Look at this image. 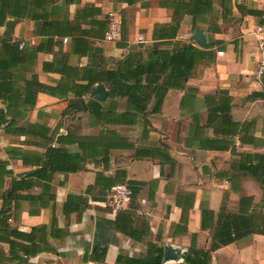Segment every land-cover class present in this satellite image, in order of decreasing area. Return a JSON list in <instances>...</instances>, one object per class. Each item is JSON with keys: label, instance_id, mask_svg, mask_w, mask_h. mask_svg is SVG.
Returning <instances> with one entry per match:
<instances>
[{"label": "crops", "instance_id": "1", "mask_svg": "<svg viewBox=\"0 0 264 264\" xmlns=\"http://www.w3.org/2000/svg\"><path fill=\"white\" fill-rule=\"evenodd\" d=\"M192 3L0 0V159L8 170L0 207L10 191L0 264H115L119 253L143 255L150 242L186 252L161 264H185L191 245L210 247L223 203L232 212L240 198L260 201L258 183L235 170L233 150L262 149L241 144L222 119L229 108L231 121L254 120L251 131L261 134L264 99L248 96L264 88V47L254 35L262 18L246 10L262 14L264 0H206L201 15L190 13ZM110 16L122 27L114 42L104 39ZM176 22L175 37H153ZM192 24L206 47L192 39ZM157 41L169 50L178 41L205 51L183 85L164 86L153 111L152 84L140 82L151 95L131 99L113 95L105 78L130 52L145 59ZM99 84L103 99L92 94ZM120 183L134 193L114 208L109 192ZM101 226L110 230L105 242ZM210 264H264V234L219 247Z\"/></svg>", "mask_w": 264, "mask_h": 264}, {"label": "trees", "instance_id": "2", "mask_svg": "<svg viewBox=\"0 0 264 264\" xmlns=\"http://www.w3.org/2000/svg\"><path fill=\"white\" fill-rule=\"evenodd\" d=\"M205 2L206 0H193L192 8L189 9L190 13L195 15L203 14L206 11L203 7V5L206 4ZM235 7L239 11L241 10L239 3H235ZM246 13L261 15V12L251 8L247 9ZM156 26L158 27V25H155V29ZM191 27L195 29L197 25L192 24ZM177 28L178 22L175 23L170 31H166V33L162 32L156 35V31H153V37L173 38L176 35ZM15 43L17 44L20 42L17 41ZM165 43L166 42L162 41L153 42L151 46L146 49L147 55L145 59L139 57L138 53L134 54L130 52L120 60L117 69L109 71L105 78L111 93L113 95H127L131 97V99H134L138 93L147 91L140 87V82L144 81L146 84H152V88L148 90L152 91L155 96L153 111H158L165 92L167 91V87L164 86L183 85L188 79L191 69L205 51L193 43L181 44L178 41L173 46L172 50L161 48L160 46ZM162 74H164L162 83L158 84L157 82ZM127 82H131L132 84H127ZM219 93L228 98L225 91L220 90ZM147 94L151 95L149 92ZM248 97L253 99H264V88L261 91L251 93ZM133 103L132 105L138 111H144L146 108L144 104ZM224 114L222 120L228 122L232 128L228 133L234 136L237 135V139L241 144H249L253 148L262 149L261 151L243 152H236L233 150V153L238 155V159L234 164L235 170L241 174L250 176L258 183L261 188V198L255 205L252 204L251 197L240 198L237 211L232 212L227 210L223 203L212 232L210 247L207 249H199L191 245L185 258V264H210L211 252L219 247L234 242L251 233L264 234V119L262 121L261 134L257 136L251 131V127L255 123L254 120L244 122L231 121L229 108ZM10 127L15 129L17 127V122H12ZM10 127L6 128L5 131H10ZM15 131L20 130L15 129ZM48 159L49 161L52 160V158ZM7 172L6 162L0 159V183L4 174ZM127 185L132 188V192L134 193L133 187L130 184ZM9 193L10 191H7L2 195L0 227H8L6 221L8 219ZM203 214L204 210H202V215ZM134 239L138 241L141 240V238ZM95 250H92V252ZM105 250L106 248H101L102 254L101 257H99L100 260H103ZM162 257V247L158 246L156 243L150 242L147 243L146 252L143 255L129 256L119 253L115 259V264H161Z\"/></svg>", "mask_w": 264, "mask_h": 264}, {"label": "built area", "instance_id": "3", "mask_svg": "<svg viewBox=\"0 0 264 264\" xmlns=\"http://www.w3.org/2000/svg\"><path fill=\"white\" fill-rule=\"evenodd\" d=\"M262 23L256 25L254 35L259 47H264V10L261 14ZM121 22L114 16L109 17L108 28L105 31L104 39L106 41L114 42L121 36ZM138 40H142V36H138ZM132 188L127 184L120 183L111 187L109 192V199L114 208H120L127 205L132 197Z\"/></svg>", "mask_w": 264, "mask_h": 264}, {"label": "water", "instance_id": "4", "mask_svg": "<svg viewBox=\"0 0 264 264\" xmlns=\"http://www.w3.org/2000/svg\"><path fill=\"white\" fill-rule=\"evenodd\" d=\"M15 20H11V21H8L7 24H6V27H10L13 25ZM8 32V30H7ZM191 37L192 39L194 40V42L200 46V47H206V40H205V35L203 33V31L200 29V28H196L193 33L191 34ZM92 94H95L97 98L99 99H103L107 92L104 88L103 85L99 84L95 90L92 92ZM3 111L0 109V127L6 123L5 120L3 119ZM101 229H102V232L106 234L105 237L108 236V234H110V230L109 228L107 227H104V226H101ZM102 237V236H101ZM108 239L105 238L103 239L102 238V242H105L106 240ZM185 251H182L181 249L179 248H173L169 245H165L164 246V249H163V262L164 261H167V260H173V261H178L180 259H184L185 257Z\"/></svg>", "mask_w": 264, "mask_h": 264}]
</instances>
